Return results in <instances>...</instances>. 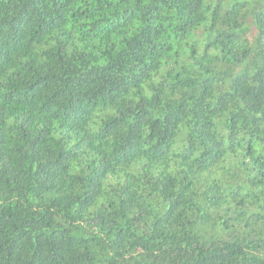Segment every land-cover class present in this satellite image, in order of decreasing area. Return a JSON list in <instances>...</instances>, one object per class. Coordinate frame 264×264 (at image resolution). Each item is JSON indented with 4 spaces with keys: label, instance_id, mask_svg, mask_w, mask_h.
Segmentation results:
<instances>
[{
    "label": "trees",
    "instance_id": "trees-1",
    "mask_svg": "<svg viewBox=\"0 0 264 264\" xmlns=\"http://www.w3.org/2000/svg\"><path fill=\"white\" fill-rule=\"evenodd\" d=\"M0 264H264V0H0Z\"/></svg>",
    "mask_w": 264,
    "mask_h": 264
}]
</instances>
